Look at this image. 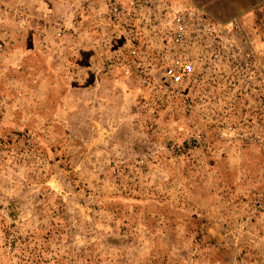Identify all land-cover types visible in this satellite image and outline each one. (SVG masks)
<instances>
[{"label": "rangeland", "instance_id": "rangeland-1", "mask_svg": "<svg viewBox=\"0 0 264 264\" xmlns=\"http://www.w3.org/2000/svg\"><path fill=\"white\" fill-rule=\"evenodd\" d=\"M109 3L0 0V264H264V6L172 86Z\"/></svg>", "mask_w": 264, "mask_h": 264}, {"label": "built area", "instance_id": "built-area-1", "mask_svg": "<svg viewBox=\"0 0 264 264\" xmlns=\"http://www.w3.org/2000/svg\"><path fill=\"white\" fill-rule=\"evenodd\" d=\"M172 3V0H133L128 12L110 0L108 13L110 21H125L130 43L141 40L144 31L157 37L160 48L153 60L163 69L167 83L180 86L190 82L195 73L193 49L201 35L189 27L193 14L175 11Z\"/></svg>", "mask_w": 264, "mask_h": 264}, {"label": "crops", "instance_id": "crops-1", "mask_svg": "<svg viewBox=\"0 0 264 264\" xmlns=\"http://www.w3.org/2000/svg\"><path fill=\"white\" fill-rule=\"evenodd\" d=\"M175 9H196L212 15L228 24L246 14L256 13L264 6V0H172ZM237 19V20H236Z\"/></svg>", "mask_w": 264, "mask_h": 264}]
</instances>
